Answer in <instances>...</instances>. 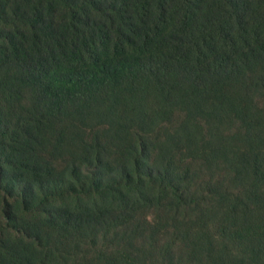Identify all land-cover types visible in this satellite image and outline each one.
Wrapping results in <instances>:
<instances>
[{
	"label": "trees",
	"instance_id": "16d2710c",
	"mask_svg": "<svg viewBox=\"0 0 264 264\" xmlns=\"http://www.w3.org/2000/svg\"><path fill=\"white\" fill-rule=\"evenodd\" d=\"M3 12L0 93L14 103L34 92L39 106L14 119L0 111V264H51L45 228L66 235L105 218L123 223L138 205L185 204L172 163L153 174L141 140L110 179L100 156L91 177L42 168L34 151L67 107L147 73L207 84L264 60V0H7Z\"/></svg>",
	"mask_w": 264,
	"mask_h": 264
},
{
	"label": "rangeland",
	"instance_id": "374dc122",
	"mask_svg": "<svg viewBox=\"0 0 264 264\" xmlns=\"http://www.w3.org/2000/svg\"><path fill=\"white\" fill-rule=\"evenodd\" d=\"M193 80L147 73L48 122L33 156L42 168L60 174L77 166L91 177L100 156L110 179L141 140L151 172L170 161L186 198L181 207L168 198L138 205L118 225L105 218L66 235L45 228L51 264H264V60L207 84ZM15 96L7 103L0 93V111L13 119L38 111L34 92ZM100 249L110 257H99Z\"/></svg>",
	"mask_w": 264,
	"mask_h": 264
}]
</instances>
